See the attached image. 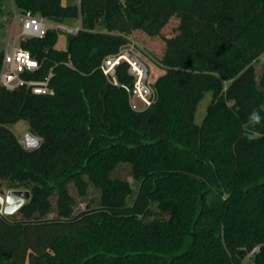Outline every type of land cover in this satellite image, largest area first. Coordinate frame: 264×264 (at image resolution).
<instances>
[{
    "label": "trees",
    "instance_id": "1",
    "mask_svg": "<svg viewBox=\"0 0 264 264\" xmlns=\"http://www.w3.org/2000/svg\"><path fill=\"white\" fill-rule=\"evenodd\" d=\"M66 1L0 0L83 28L64 50L51 28L20 41L53 94L0 88V187L31 193L18 217L0 213V264H264V0ZM137 32L162 41L164 69L139 110L128 66L119 85L101 71L129 43L119 33L145 43Z\"/></svg>",
    "mask_w": 264,
    "mask_h": 264
},
{
    "label": "built area",
    "instance_id": "2",
    "mask_svg": "<svg viewBox=\"0 0 264 264\" xmlns=\"http://www.w3.org/2000/svg\"><path fill=\"white\" fill-rule=\"evenodd\" d=\"M21 26L20 36L10 39L3 48V61L0 71V88L7 91L26 89L35 95L53 94L50 71L40 78L42 64L33 54L20 45L22 39L43 38L48 29H55L66 36L77 35L83 30L82 24L68 25L56 23L31 12L16 16ZM125 63L132 83L124 85L131 100H138L143 108L152 107L156 92L150 78V65L136 50V43H128L119 53L106 57L101 65L104 76L114 85H119L117 68ZM5 202V204H4ZM5 197L0 195V213L4 214ZM5 215V214H4Z\"/></svg>",
    "mask_w": 264,
    "mask_h": 264
},
{
    "label": "rangeland",
    "instance_id": "3",
    "mask_svg": "<svg viewBox=\"0 0 264 264\" xmlns=\"http://www.w3.org/2000/svg\"><path fill=\"white\" fill-rule=\"evenodd\" d=\"M66 3L79 4L80 0H68V1H66ZM18 15H20V13H18L12 7L11 4H6L5 7L3 8V10H0V45L2 46V48L5 47L6 43L10 39H14V38L20 36L21 26L19 24L18 19L16 20V16H18ZM177 23H178L177 18H174L173 20H171L169 25L164 29L163 34L167 37L172 36L174 27L177 25ZM66 24L71 25V26L79 25V24H81V20L80 19L79 20H71V21L66 22ZM115 33L118 34V32H115ZM119 35H122L123 37H125L129 43H132V42L136 43L137 52L140 54V56L145 61H147V63L151 67L150 68V71H151L150 72V78H151L152 83L154 84L155 80L159 76H161L163 74V71H164V69L158 65L157 58L153 54V52H158L159 49H161L163 47L162 41L158 38H155V39L148 38L144 34L138 33V32L136 33V35L138 37H140L141 40L145 41L146 44L142 43V42L138 41L136 38H134L135 35L132 36V35L124 34V33H119ZM67 38H68V36H66L64 34L60 35L59 42L57 44L58 49H60V50L66 49ZM255 65L258 68L257 69L258 73H261V69L264 65V55H262L259 58V60L255 63ZM211 99H212V95L210 93H208L205 96V98L200 102V104L198 106L197 113H196V117H195V122L197 124H201L203 119L205 118L207 108H208L209 104L211 103ZM130 101H131V105L135 109H137V110L143 109L142 103L139 102L138 100H131L130 99ZM12 130L18 136V138L20 139V141L22 143H24V136L30 132L28 124L24 121L18 122L15 125H13ZM120 170H122V173H123L122 176L127 177L128 180L132 183L133 179L131 177H129L128 175L126 176L125 167L121 168ZM1 191L8 192L10 190L7 189L5 186H3V187L1 186L0 192ZM72 193L74 196L77 197L76 191L73 188H72ZM97 196H98V193L94 189H91L86 201L93 198V197H97ZM84 206H85V203H82L80 205V208H84ZM16 214H14V215L17 216Z\"/></svg>",
    "mask_w": 264,
    "mask_h": 264
},
{
    "label": "water",
    "instance_id": "4",
    "mask_svg": "<svg viewBox=\"0 0 264 264\" xmlns=\"http://www.w3.org/2000/svg\"><path fill=\"white\" fill-rule=\"evenodd\" d=\"M23 144L27 150H33L41 145V140L29 132L24 136ZM0 195L5 197L4 214L7 216L16 214L31 199V193L28 190L1 191Z\"/></svg>",
    "mask_w": 264,
    "mask_h": 264
},
{
    "label": "clouds",
    "instance_id": "5",
    "mask_svg": "<svg viewBox=\"0 0 264 264\" xmlns=\"http://www.w3.org/2000/svg\"><path fill=\"white\" fill-rule=\"evenodd\" d=\"M252 121H253L254 123H259V121H260V117H259V115L256 114V113H253V115H252Z\"/></svg>",
    "mask_w": 264,
    "mask_h": 264
},
{
    "label": "bare ground",
    "instance_id": "6",
    "mask_svg": "<svg viewBox=\"0 0 264 264\" xmlns=\"http://www.w3.org/2000/svg\"><path fill=\"white\" fill-rule=\"evenodd\" d=\"M4 204H5V202H4Z\"/></svg>",
    "mask_w": 264,
    "mask_h": 264
}]
</instances>
